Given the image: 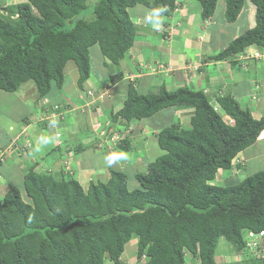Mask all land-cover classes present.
Returning a JSON list of instances; mask_svg holds the SVG:
<instances>
[{
  "label": "trees",
  "instance_id": "trees-1",
  "mask_svg": "<svg viewBox=\"0 0 264 264\" xmlns=\"http://www.w3.org/2000/svg\"><path fill=\"white\" fill-rule=\"evenodd\" d=\"M176 1L24 0L3 6L0 92L15 93L33 81L38 100L48 98L63 88L71 61L83 89L91 79L93 55L101 53L107 67L128 57L137 36L132 10L144 6L171 15ZM195 1L201 4L202 19L214 16L219 0ZM225 1L229 23L237 21L250 1L256 25L215 59L234 57L252 45L264 47V0ZM119 79L110 75L106 83L115 85ZM169 108H194L195 115L189 128L175 121L158 132L165 154L144 172L110 170L108 182L90 181L84 187L69 173L29 168L25 195L13 186L0 199V264H129L128 246L135 242L136 264H221V239L245 253V232L264 231V171L226 187L212 182L220 170L232 171L234 161L258 145L264 133V118L256 119L246 103L228 95L214 105L204 92L190 88L168 91L162 86L143 93L135 83L128 84L122 108H104L107 119L94 150L111 145L115 154L131 157L135 145L125 131ZM22 144L12 141L10 152L28 154ZM132 180L139 186L134 188ZM241 263L263 264L246 253Z\"/></svg>",
  "mask_w": 264,
  "mask_h": 264
},
{
  "label": "crops",
  "instance_id": "crops-1",
  "mask_svg": "<svg viewBox=\"0 0 264 264\" xmlns=\"http://www.w3.org/2000/svg\"><path fill=\"white\" fill-rule=\"evenodd\" d=\"M18 2L21 3L22 0H18ZM183 2V8L175 10L172 15L164 19L163 24H155V26L157 25L155 31L151 33H156L162 37L160 45L154 43L155 39H152L150 46H148L145 42L150 39L151 34L137 31L134 46L126 59L118 65L111 64L110 67L103 64L104 69L109 72L107 73L108 76L109 74L118 75L120 79L117 84L113 85L105 81L98 88L95 83L89 80L81 89L78 85L79 75L77 78L75 77L77 83L73 79L67 83L66 67V79L63 88L52 92L49 98H52L54 104L47 107L46 110H50V115H53L52 108L58 106L61 115L62 112H67L66 115L68 116L77 112L76 115H71L74 121L62 124L67 120L66 115L63 114V119L56 122L49 118L50 115L48 116L45 111L44 115L37 121L39 125L37 129L30 132L29 127L32 124L31 122L27 124L26 128L34 146L26 155L18 156V154L10 152L6 162L0 165V174L2 175L0 182L3 188L0 190L1 199L10 187L20 188L18 186L20 183L24 187L26 171L31 167H35L37 172L53 171L52 173L56 175L69 173V176L75 178L78 176L79 180L86 176L85 178L89 177L90 181L104 183L109 181L110 170L129 172L134 175L138 170H145L150 163L149 160L151 159L146 156V153L151 152L150 148L154 145V139L158 144L157 134L162 129L159 121L154 123V120H159L158 116H162L161 118L164 120L166 118L162 114L166 113L170 116L167 124L171 125L178 121L185 127V125L190 124V119L195 115L193 108H169L142 123L131 124L129 129L125 131V134L133 137L135 145L130 153L131 157L120 154L117 156L112 151L111 145L105 151H95L94 141L104 131V108L113 107L115 111H119L124 105L126 95H121L122 92L117 93L119 83H135L139 89L141 87L147 89L151 83H161L158 85V89L165 86L168 91L190 88L194 91L204 92L214 105L217 104L218 98L231 95L238 102L250 106V110L256 119L264 118V60L249 61L247 62V69H243L233 57L225 60L215 59L229 45L225 43L224 39L218 40L221 34L216 31V23L213 22V17L210 19V23L202 19V8L198 11V6H201L199 2L195 0H184ZM19 3H12V0H0V8ZM244 9L248 30H251L256 25V7L253 4L249 6L247 2ZM137 27L140 28V25L137 24L136 29ZM248 30L245 29L242 33L244 34ZM148 66L155 73L148 72ZM69 71L73 77L78 73L76 65L69 68ZM258 83L261 84V87L256 89ZM90 91L94 94L92 98L87 96ZM255 94L258 97L254 100ZM35 99L38 101V93ZM76 102H80V106ZM94 106L95 110L93 109ZM79 111L87 116L89 124H94L92 126L94 133L88 134L81 140L86 145L83 149L79 148V135L82 134V130L79 128ZM18 118L28 121L21 115ZM12 128H14L13 131ZM20 129L23 128L20 127ZM57 135H61L60 138L63 141L61 146H58ZM22 137L21 132L17 134L15 127L10 126L6 133V140L0 144V148L9 149L12 141L14 142L18 138L17 142L22 143L24 140ZM262 139V141L259 140L258 144L264 145V133ZM38 150H41L40 154L36 153ZM82 152L85 154V158H81L80 153ZM163 152L161 150L159 156ZM89 154L93 157L91 158ZM240 156H245V153L243 152ZM63 162H67L65 164L69 165L68 170L64 168ZM88 163H94L96 168L100 166L101 170H96L94 174L89 175L91 169H94L84 170ZM2 171L5 172L2 173ZM222 172L227 173L229 171L221 170L218 175L220 173L223 175ZM226 176L229 175L226 174ZM131 182L134 188L139 186L136 181ZM136 253L137 250L131 247L130 254L127 253L126 255L133 260L131 264H136L134 258ZM228 254L229 247L219 245L217 260L221 264L227 261Z\"/></svg>",
  "mask_w": 264,
  "mask_h": 264
},
{
  "label": "rangeland",
  "instance_id": "rangeland-1",
  "mask_svg": "<svg viewBox=\"0 0 264 264\" xmlns=\"http://www.w3.org/2000/svg\"><path fill=\"white\" fill-rule=\"evenodd\" d=\"M22 2H23V0H22ZM247 2H248L249 6H250V4H252L250 1H247ZM12 3H19V2H18V0H12ZM94 3H95L94 1L90 2L89 6L92 7ZM201 8H202L201 6H198V11ZM226 9H227L226 1L225 0H219L218 5L216 7V11H215L214 16H213V19H214L213 22L216 23V31H218L221 34V36H219L218 40L220 38L224 39L225 43H227V45H229L235 39L239 38L238 35L241 34L242 32H244L245 29L248 30V25L246 23L247 20L245 19V9L244 10L242 9L243 11H241V14L239 15V17L235 23H229L226 20V18H225ZM131 15H132L133 21H136V23L138 25H140V28L137 27V31H141V32H145L147 34H151L150 39H148L145 42L148 44V46H150V44H151L150 41L152 39H155L153 42L156 44L160 45L162 43V37L161 36L157 35L156 33H151L153 31H155L156 26L161 21V20H159V17L157 15H155L154 12H152L151 9H148L146 7H143V6H138L137 8H135L134 10L131 11ZM156 21H158V23L155 26ZM137 24H136V26H137ZM96 51L98 53H100L99 50H96ZM73 66H75V64L72 61L68 62L67 66H66L67 67V74H68V78L66 79L67 83H70V81L72 79L76 80L75 77L77 78L78 75L80 76L79 72L76 73V75L74 77L71 75L69 68H71ZM107 73H109V72H107L104 69L103 58L101 56V53L99 54V56L93 55L92 56V72H91L90 81L92 83H95V85L99 88L103 82L109 80L110 75L108 76ZM75 83H77V80L75 81ZM160 84L161 83H151L149 88L144 89L143 87H141L140 91L143 93L158 92L159 91L158 85H160ZM34 85L35 84L33 81H29L25 85H23L19 91L15 92V93H9V92H4V91L0 92V144L5 142L6 133L8 132V128L10 126L15 127V129L18 133L21 131L20 127L25 128L26 126H28L27 124L29 122H31L32 125L29 127V131L31 132L32 130L37 129L39 127L37 121L44 115L45 110H46V106H50V105L52 106L54 104L52 101V98L48 99L47 105L43 104L41 101L37 102L35 99L37 97V91H36V88ZM127 88H128L127 83H119L118 87H117V93L122 92L121 95H126ZM76 104L78 106H80V102L79 103L76 102ZM118 104H120V103H118ZM76 113L77 112L72 113V114H70V116L66 115V114H68L67 112L63 113L64 115H66L67 120H66V122H64L62 124H68V123L73 122L74 120H73L71 115H76ZM78 113L80 115L79 128L82 130V134L79 135V144H81L82 143L81 140L83 137H86L88 134L92 135L94 133V130H92V126H94V124H92V123L89 124V122L87 121V116L85 114H82L81 111H79ZM19 115H21V117L27 118L28 121H25V119L23 120V118H18ZM82 115H83V117H82ZM162 115H164L166 119L162 120V118H161L162 116H158L159 120H154V123H157L159 121L160 126L162 125L161 126L162 128H164L166 126H170L169 123L167 124V121L170 120V116L166 113L162 114ZM106 119H107V117L104 118L105 121H106ZM58 121H60V119L57 120L56 122H58ZM189 127H190L189 124L185 125V128H189ZM29 131H28V133H29ZM9 134H10V132H9ZM117 136H118V133H116L114 135V138H116ZM8 138H9V136L7 137V139ZM33 146L34 145L32 142V147ZM262 148H263V150H262ZM254 149H255V151H253ZM31 150H32V148H31ZM150 150H151V152L146 153V156L151 159V160H149V162L152 163V162L156 161L157 158L160 157L159 154L161 153V150H160L157 142L155 141V139H154V145L151 146ZM98 151H100V150H98ZM36 153L40 154L41 150H38ZM244 153H245V156H239L238 159L235 160V162H234L235 166H234V169L232 171H229L227 173L222 172L223 175L220 173L218 175L217 179L215 181H213L212 183L213 184H219L220 186H225V187L228 185H235V184H238L239 182L243 181L248 176H251V175H253L257 172H260V171H264V145H260V144L255 145V146L247 149ZM80 154H81V158H85V156H84L85 154L83 152ZM163 154H164V152H163ZM89 155L91 158L93 157L91 154H89ZM89 155H87V156H89ZM65 163H67V162H65ZM240 163L242 165L243 164L245 165V168L243 170L237 168L238 164H240ZM68 166H69L68 164H65L64 168L66 170H68L69 169ZM91 168H93L94 170H92ZM87 169H91V172L89 173V175H92L96 172V170L100 171L101 167L99 166L96 168L94 163H88L84 170L87 171ZM4 172L5 171H2V173H4ZM226 174H228L229 176H226ZM85 177H83L82 180L81 179L80 180H81V183L84 187H88L90 180H89V177H87V178H85ZM76 178L79 179L78 176ZM18 186H20L21 190L23 191V193L25 195V191H24V187H23L22 183H20V185H18ZM0 190H3L1 182H0ZM24 198L27 199L26 196H24ZM0 199H1V196H0ZM131 246L134 247L136 250L137 242L134 243V245H132V243L129 244L128 254H129V251L131 249ZM220 246L229 247V254L227 256V261H225V262H229V264H242L241 261H239V260H241L239 258V255H235L236 253H234V252H236V251L234 250V248H232V246H230L227 243V241L225 239H222L220 241ZM132 261L133 260H131V259L128 260L129 263H131ZM235 262H237V263H235Z\"/></svg>",
  "mask_w": 264,
  "mask_h": 264
},
{
  "label": "clouds",
  "instance_id": "clouds-1",
  "mask_svg": "<svg viewBox=\"0 0 264 264\" xmlns=\"http://www.w3.org/2000/svg\"><path fill=\"white\" fill-rule=\"evenodd\" d=\"M184 0H178V1H176V3H177V9H180V8H183V6H184V2H183ZM183 3V4H182ZM181 4H182V6H181ZM200 4V3H199ZM201 5V4H200ZM144 7V6H143ZM147 8V7H146ZM244 8V7H243ZM176 9V10H177ZM152 10V9H151ZM159 11V10H158ZM152 12H154V14L155 15H157L158 17H159V20H161L160 21V23L159 24H163V21H164V19L165 18H167L168 16H170V15H163V14H159V13H157L156 11H154V10H152ZM175 12V11H174ZM172 15V14H171ZM211 19V18H210ZM210 19H207L206 21L208 22V23H210ZM134 22H136V21H134ZM156 23H158V21H156L155 22V24ZM135 26H136V24H135ZM247 32V31H246ZM243 35V34H242ZM240 37V36H239ZM264 47H261V46H256V45H252V46H248L247 48H245L240 54H238V55H236V56H234L233 58L236 60V61H238L240 64H241V66H242V68L243 69H247V62H249V61H252V60H257V61H259V60H264V57H261V58H254V59H252V60H249V61H247V62H245L243 59H240L241 57H244L245 56V54H247V53H249V54H253V53H255V52H259V53H261L262 55H264V49H263ZM147 69H148V72H152V73H155V71L154 70H152L151 69V67L150 66H148L147 67ZM160 70V69H159ZM161 71V70H160ZM89 81V80H88ZM87 81V82H88ZM261 87V84L260 83H258L257 85H256V89H259ZM160 90V89H159ZM87 96H89V97H93L94 96V94H93V92H88L87 93ZM255 99L258 97L256 94H255ZM48 99H49V97L48 98H44V99H42V100H38L39 102L41 101L43 104H46L47 105V103H48ZM215 105H217V104H215ZM51 106V105H50ZM50 106H46V109H48L47 107H50ZM54 109H56V108H54ZM194 109V108H193ZM52 110H53V108H52ZM46 111V113L48 114V116L51 114V112H50V110H45ZM53 112H54V114L53 115H50L49 116V118H51V119H53L54 121H57V120H62L63 119V117H64V115H63V112H62V115H61V112H57V111H54L53 110ZM12 131L14 130V128H12L11 129ZM22 134H23V139L24 140H22V143H24V144H22V146H23V148H24V150H25V152L27 151V150H31V148H32V143H31V140H30V138H29V134H28V131H27V128L25 127V128H23L21 131H20ZM18 134V133H17ZM263 135V134H262ZM60 136L61 135H57V143H58V146H61L62 145V143H63V141L61 140V138H60ZM19 139V138H18ZM18 139H15V141L14 142H17L18 141ZM96 139H98V137L96 138ZM262 139V136L260 137V139L259 140H261ZM29 142V145L27 144L28 142ZM97 150H101V149H97ZM97 150H95V151H97ZM3 152H6L7 154H6V156L10 153V149H4L3 150ZM235 162V161H234ZM221 171V170H220ZM0 176H1V178H0V181H1V179H2V175L0 174ZM234 253H236L235 255H241L243 252H234ZM243 258V257H242ZM242 258H241V260H242ZM241 260H239V261H241Z\"/></svg>",
  "mask_w": 264,
  "mask_h": 264
},
{
  "label": "built area",
  "instance_id": "built-area-1",
  "mask_svg": "<svg viewBox=\"0 0 264 264\" xmlns=\"http://www.w3.org/2000/svg\"><path fill=\"white\" fill-rule=\"evenodd\" d=\"M255 57L261 58V57H264V55H262L259 52H255L253 54L247 53V54H245L244 57H241L240 59H243L245 62H247L249 60L254 59ZM116 138H114V139H116ZM27 144L29 145V142ZM6 154H7L6 152L2 153V155L0 156L1 161H5V159H3V157ZM0 178H1V176H0ZM245 240L247 243L245 253L256 258V259H258V260H260L264 264V231H261L259 233L251 231V230L246 231L245 232ZM245 253L243 252L241 255H239V258L241 259Z\"/></svg>",
  "mask_w": 264,
  "mask_h": 264
}]
</instances>
